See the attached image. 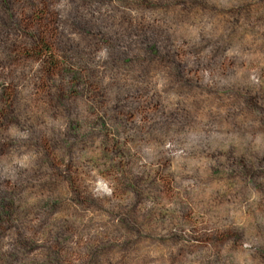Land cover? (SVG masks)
Instances as JSON below:
<instances>
[{"label":"rangeland","instance_id":"obj_1","mask_svg":"<svg viewBox=\"0 0 264 264\" xmlns=\"http://www.w3.org/2000/svg\"><path fill=\"white\" fill-rule=\"evenodd\" d=\"M0 264H264V0H0Z\"/></svg>","mask_w":264,"mask_h":264},{"label":"trees","instance_id":"obj_2","mask_svg":"<svg viewBox=\"0 0 264 264\" xmlns=\"http://www.w3.org/2000/svg\"><path fill=\"white\" fill-rule=\"evenodd\" d=\"M35 55L46 59L49 71L54 70L58 65V59L54 54L52 43L47 36L35 47Z\"/></svg>","mask_w":264,"mask_h":264}]
</instances>
